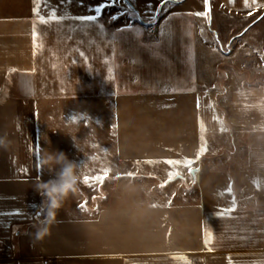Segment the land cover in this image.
<instances>
[{
    "label": "crops",
    "instance_id": "1",
    "mask_svg": "<svg viewBox=\"0 0 264 264\" xmlns=\"http://www.w3.org/2000/svg\"><path fill=\"white\" fill-rule=\"evenodd\" d=\"M208 1L219 16L264 8V0ZM49 3L55 0H0V138L11 142L7 151L0 149V264H264V90L233 97L198 88L126 93V64L115 29L102 17L77 19L91 12L55 11L61 19H50ZM240 98L245 167L199 171L189 182L176 175L182 187L175 190L170 189L175 176L165 185L159 181L160 189L171 191L167 199L107 203L92 217L58 212L50 235L34 239L44 209L34 186L46 171L49 134L58 139L51 146L68 148L70 156L77 145L82 150L93 146L85 135L80 136L83 143L70 139L79 119L66 109L72 102L85 104L81 115L91 121L95 101H111L117 138L131 131L127 146L141 147L147 144L140 145L146 133L150 146H156L142 161L162 158L155 156L158 146L170 152L181 146L167 159L200 161L201 135L230 127L221 108L236 106ZM57 114L66 120L60 122ZM146 115L145 121L159 124L143 125ZM82 116L80 130L86 133L92 123ZM64 131L69 138H62ZM163 131L170 132V144L160 143Z\"/></svg>",
    "mask_w": 264,
    "mask_h": 264
},
{
    "label": "rangeland",
    "instance_id": "2",
    "mask_svg": "<svg viewBox=\"0 0 264 264\" xmlns=\"http://www.w3.org/2000/svg\"><path fill=\"white\" fill-rule=\"evenodd\" d=\"M102 2L104 0H55V3H49L50 6H47L45 11L95 14L96 6ZM208 7H210L208 17L196 15ZM121 12L124 15L119 19L115 21L111 19L113 15ZM263 14L264 8L246 15L219 16L212 13L210 2L206 4L205 0H168L166 5L162 4L161 0H118L115 6L105 9L100 17L115 29L119 42V56L126 64V93L142 90L165 94L166 90L198 88L224 92L222 96L233 97L239 92L264 90ZM153 16H156L155 20H152ZM150 20L152 22H149ZM252 23L254 25L246 30ZM128 25L131 27H125ZM236 36L238 38L234 39ZM187 60H191L190 66L185 65L184 62ZM158 98L165 100L164 96ZM97 102L100 103L95 101V112L91 116V121L89 116L85 118L81 115L85 104L72 102L71 106L66 108L69 112L75 111L79 119L82 116L92 123L90 130L85 133L80 130L85 126L84 122L77 118V130L71 132L70 137L81 143L80 136L85 135L86 142L89 140L87 144L93 143L92 148L85 146L82 150L83 148L77 145L75 154L67 155L68 148L55 144L51 146L57 139L56 134L52 132L49 134L50 140H47L45 145V157L50 153L63 152L68 159L78 164L82 176L78 183V191L70 194L63 202L58 211L60 214L77 212L78 216L92 217L107 203L112 205L122 202L127 206L163 197L167 199L171 191L160 189L159 181L165 185L168 178L175 176L173 179L176 180L175 183L170 185V189L175 190L182 187L180 180L182 176L189 182L191 175L197 178L199 171L211 169L223 172L246 165L247 132L243 123L245 107L241 105V98L236 106L221 108L230 127L224 126L222 131L204 132L201 135L200 161L167 159L168 154L181 152V146L176 147L174 152H170L167 147L162 149V146H158L159 152L158 154L155 152L157 154L155 156L162 158L156 161L147 159L142 161L145 160L142 158L150 156L156 149V146H150L148 140L150 135L145 133L140 140V145L147 141L146 145L142 144L140 147L135 143L128 147L127 144L130 142L132 144V140L127 138L132 136L131 131H125L126 138L119 140L117 133L112 129L111 101ZM222 102L223 99L220 103ZM50 115L49 117L54 113ZM62 115L56 116L60 122L66 120ZM147 117L149 116L142 117L143 125L159 124L145 121ZM48 126L53 128L54 125L49 122ZM68 132H63V139L69 138ZM161 133L158 136L161 139L160 143L170 144V132ZM138 135L140 136V131ZM123 149L125 154H122V157L120 152L124 151ZM45 166L43 180L56 178L61 166L58 164ZM121 174L124 176L114 178Z\"/></svg>",
    "mask_w": 264,
    "mask_h": 264
},
{
    "label": "clouds",
    "instance_id": "3",
    "mask_svg": "<svg viewBox=\"0 0 264 264\" xmlns=\"http://www.w3.org/2000/svg\"><path fill=\"white\" fill-rule=\"evenodd\" d=\"M11 142L6 138H0V149L8 150ZM47 165H60V170L54 179L44 181L38 178L35 182L34 190L42 197V205L46 208L41 210L43 219L36 225L34 239L44 240L50 235L52 226L57 222L58 211L63 206V202L70 194L78 191V183L82 176L78 170V164L66 156L63 152L50 153L45 160Z\"/></svg>",
    "mask_w": 264,
    "mask_h": 264
},
{
    "label": "snow or ice",
    "instance_id": "4",
    "mask_svg": "<svg viewBox=\"0 0 264 264\" xmlns=\"http://www.w3.org/2000/svg\"><path fill=\"white\" fill-rule=\"evenodd\" d=\"M117 2H118V0H104V2H102L101 4L96 6L95 14L87 15V16H83V17H77V19L84 20V21H97L98 18L103 15V12H104L105 9H107L109 7H112V6H115L117 4ZM205 2L207 4L208 0H205ZM161 3L166 5L168 3V0H161ZM245 3L247 4V0H245ZM156 11H157V13L159 12V7L157 8ZM34 12L39 16V12H40L39 7L35 8ZM209 14H210V7H208L204 12L196 13V15L203 16V17H208ZM122 15H124L123 12L119 13L118 15H113L111 17V19L113 21H115V20L119 19L120 16H122ZM50 19H53V20L61 19V17H57L55 15V10H53V14L50 17ZM155 19H156V16H153L152 20H155ZM40 20H41V22H47L43 16H40ZM149 22H152V21L150 20ZM101 26H103V25H101ZM125 27H131V25H128V26H125ZM121 30H123V29H121ZM38 215H39V213H37V217H38Z\"/></svg>",
    "mask_w": 264,
    "mask_h": 264
},
{
    "label": "trees",
    "instance_id": "5",
    "mask_svg": "<svg viewBox=\"0 0 264 264\" xmlns=\"http://www.w3.org/2000/svg\"><path fill=\"white\" fill-rule=\"evenodd\" d=\"M238 38V36L237 37H235L234 39H237Z\"/></svg>",
    "mask_w": 264,
    "mask_h": 264
},
{
    "label": "water",
    "instance_id": "6",
    "mask_svg": "<svg viewBox=\"0 0 264 264\" xmlns=\"http://www.w3.org/2000/svg\"><path fill=\"white\" fill-rule=\"evenodd\" d=\"M247 30H248V28H247Z\"/></svg>",
    "mask_w": 264,
    "mask_h": 264
}]
</instances>
